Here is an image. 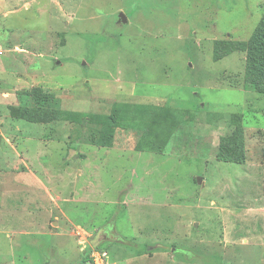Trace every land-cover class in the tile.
I'll use <instances>...</instances> for the list:
<instances>
[{
  "label": "rangeland",
  "instance_id": "obj_1",
  "mask_svg": "<svg viewBox=\"0 0 264 264\" xmlns=\"http://www.w3.org/2000/svg\"><path fill=\"white\" fill-rule=\"evenodd\" d=\"M263 11L0 0V264H264V94L212 58Z\"/></svg>",
  "mask_w": 264,
  "mask_h": 264
},
{
  "label": "trees",
  "instance_id": "obj_2",
  "mask_svg": "<svg viewBox=\"0 0 264 264\" xmlns=\"http://www.w3.org/2000/svg\"><path fill=\"white\" fill-rule=\"evenodd\" d=\"M218 40L216 43L220 42L219 47L213 48L212 58L213 60H218L229 54L234 50H240L245 52V64H244V82L253 91L264 94V13L261 16L259 22L254 28L252 34L246 40H228L223 41ZM216 45V44H215ZM38 89L34 90L33 98L38 100L36 96ZM37 112L43 114L45 118L41 121H47L50 116L46 114V110L38 108ZM21 115H24L26 120L32 122H38L40 118L35 117V113L23 108L20 111ZM21 117V116H19ZM22 118V117H21ZM52 119V118H51ZM238 121L240 122L241 137L244 132V126L242 124V115H238ZM245 135V134H244ZM234 135H229L228 137H223L220 140L217 148V157L221 160L235 162L242 160L243 154L236 153V146L238 140H235ZM242 139V138H241ZM244 141L241 142L243 146ZM104 144V143H102ZM240 144V143H239ZM106 145V144H104ZM244 148V146H243ZM238 159V160H237ZM264 191V188H263Z\"/></svg>",
  "mask_w": 264,
  "mask_h": 264
},
{
  "label": "built area",
  "instance_id": "obj_3",
  "mask_svg": "<svg viewBox=\"0 0 264 264\" xmlns=\"http://www.w3.org/2000/svg\"><path fill=\"white\" fill-rule=\"evenodd\" d=\"M101 255L104 256V252L101 253ZM91 258L95 262V264H101L103 260V258L99 256V254H94V253L91 254Z\"/></svg>",
  "mask_w": 264,
  "mask_h": 264
},
{
  "label": "water",
  "instance_id": "obj_4",
  "mask_svg": "<svg viewBox=\"0 0 264 264\" xmlns=\"http://www.w3.org/2000/svg\"><path fill=\"white\" fill-rule=\"evenodd\" d=\"M118 21L119 22H126V17L123 13L119 14Z\"/></svg>",
  "mask_w": 264,
  "mask_h": 264
},
{
  "label": "crops",
  "instance_id": "obj_5",
  "mask_svg": "<svg viewBox=\"0 0 264 264\" xmlns=\"http://www.w3.org/2000/svg\"><path fill=\"white\" fill-rule=\"evenodd\" d=\"M263 13H264V11H263ZM263 13H262V15H263ZM262 15H261V16H262ZM261 16H260V18H261ZM260 18H259V20H260ZM259 20H258V22H259ZM258 22H257V23H258ZM256 25H257V24H256ZM255 27H256V26H255ZM233 52H235V51H232V52H230L229 54H231V53H233ZM229 54H227V55H229ZM227 55H225V56H227ZM225 56H224V57H225ZM222 58H223V57H222ZM218 60H219V59H218ZM244 134H245V132H244ZM10 149H11V148H10ZM16 152H17V150L14 149V153H16Z\"/></svg>",
  "mask_w": 264,
  "mask_h": 264
}]
</instances>
